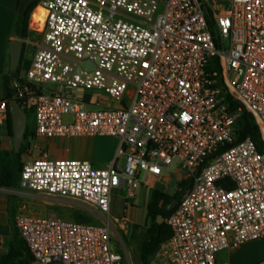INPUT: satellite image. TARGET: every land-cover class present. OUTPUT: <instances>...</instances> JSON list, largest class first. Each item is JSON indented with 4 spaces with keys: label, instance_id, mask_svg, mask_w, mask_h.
<instances>
[{
    "label": "built area",
    "instance_id": "obj_1",
    "mask_svg": "<svg viewBox=\"0 0 264 264\" xmlns=\"http://www.w3.org/2000/svg\"><path fill=\"white\" fill-rule=\"evenodd\" d=\"M39 5L41 41L13 82L14 99L33 113L39 137L114 136L119 145L106 168L47 156L24 162L20 189L79 201L99 219L17 213L31 264H127L112 241V191L125 189L133 205L142 172L161 177L176 165L191 186L165 219L171 237L144 264H232L218 253L263 238L264 154L239 139L226 99L253 116L264 139V0ZM214 58L219 69L210 72ZM78 89L102 91L116 105L92 106L72 96Z\"/></svg>",
    "mask_w": 264,
    "mask_h": 264
},
{
    "label": "crops",
    "instance_id": "obj_2",
    "mask_svg": "<svg viewBox=\"0 0 264 264\" xmlns=\"http://www.w3.org/2000/svg\"><path fill=\"white\" fill-rule=\"evenodd\" d=\"M17 4L18 0H0V102L7 99L5 83L6 78L11 73L10 42L13 40L23 41L25 54L28 43L26 38L23 39L16 34L18 23ZM29 29L35 31L31 26V23L29 24ZM36 33L41 39L39 33ZM94 91L97 90L78 89L72 90L70 93L72 96L75 94L77 99L84 100L92 106L116 105L113 100L104 101L98 97L95 98L92 95ZM78 96H81V98H78ZM82 96L88 97V99H85ZM27 113L28 112H26V115ZM31 114V122H29L27 117L28 129L30 132V136L26 142L27 145H29V153H31L29 158L47 156L50 159L84 160L90 162L96 168H106L116 161L119 145V139L117 137L100 135L54 138L39 137L35 133L34 115L32 112ZM7 120L8 111H0V176L2 154L4 152H12L14 145L13 135L9 132ZM29 158H26L25 156L24 162ZM117 162L121 166L123 164V159L120 158ZM170 169L165 170L161 177L145 173V178L155 183V185L149 187V199L146 206L147 210L153 190L164 192L165 187L168 186L169 176L165 172ZM182 180H185L184 174L179 177V184ZM141 181V185L143 186L144 182L142 179ZM140 190L141 189H139V193ZM114 191L122 193L126 205L125 189H115ZM137 197L138 195L136 196V200ZM47 204L48 203L44 200L43 195L20 189L19 184L17 187H4L0 185V260L1 257L11 249L13 239L15 237L21 238L14 223V217L17 213L24 212L39 218H61L57 210L54 208H48ZM69 219L72 221L71 218ZM115 220L117 223L120 221L118 218H115ZM119 226L122 229L124 228V224H120ZM114 248L119 251L115 246Z\"/></svg>",
    "mask_w": 264,
    "mask_h": 264
},
{
    "label": "rangeland",
    "instance_id": "obj_3",
    "mask_svg": "<svg viewBox=\"0 0 264 264\" xmlns=\"http://www.w3.org/2000/svg\"><path fill=\"white\" fill-rule=\"evenodd\" d=\"M38 14V10H35L32 18H30V23L33 28L36 27L33 23L35 18L39 16ZM31 32V35L26 38L28 42L25 54L27 62L41 40L35 31L31 30ZM92 95L104 101L112 100L108 94L102 91H94ZM73 96L77 98L75 94ZM78 98H81V96H78ZM83 98L88 99V97ZM27 117L29 122H31V112L27 113ZM69 119L67 117L65 120L68 121ZM30 155L31 153L28 151L25 156L29 158ZM165 173L168 174L169 181L164 192L170 197H174L180 190L179 177L184 174V171L176 165ZM141 179L144 184L139 187L141 189L140 193L139 189L136 191V196L138 195V197L137 200L135 198L133 205H125L121 192L113 190L111 194L109 218L114 223L112 241L113 245L125 254L127 264H144L141 259V249L144 242L149 238L148 229L153 223L147 217L146 206L149 199V187H152L155 183L145 178L144 172L141 173ZM43 198L48 203V208L56 209L63 220L70 221L69 218H71L74 222L92 224L99 222V219L96 217L97 212L79 201L47 196H43ZM115 218L120 220L119 223L115 222ZM120 224H124L123 229L120 228ZM218 258L222 261H230L232 264H264V237L245 242L233 250H222L218 253Z\"/></svg>",
    "mask_w": 264,
    "mask_h": 264
},
{
    "label": "trees",
    "instance_id": "obj_4",
    "mask_svg": "<svg viewBox=\"0 0 264 264\" xmlns=\"http://www.w3.org/2000/svg\"><path fill=\"white\" fill-rule=\"evenodd\" d=\"M41 0H18V23L16 28L17 36L25 39L31 35L29 29L31 14L34 9L39 5ZM30 62L26 61L25 49L23 50L19 66L6 78L5 88L7 99L11 101L14 99L13 82L19 77L21 71L28 67ZM219 69V60L214 58L208 71ZM229 110L238 114L236 129L239 133V139L250 137L257 145L258 150L264 154V139L262 137L260 128L253 116L242 109L240 104L233 99L231 95H227L226 99ZM20 102V101H18ZM8 111V128L11 135H13L11 115ZM30 136L29 129L25 131L24 143L21 146L19 153L4 152L1 157V176L0 185L4 187H17L19 184L20 173L24 164V157L29 151L27 139ZM191 186L188 180H182L180 183V190L174 197H170L167 193L159 190H153L152 197L147 210V217L152 220V226L148 229V240L144 242L141 249V259L145 263L149 257L158 249L159 245L169 239L172 235L171 230L166 225L165 221L161 224L158 223V218L166 219L174 209L167 210V206L173 199L180 200L183 193ZM182 191V193H180ZM32 255L24 242L19 237H15L12 242L11 249L8 253L3 255L0 264H31Z\"/></svg>",
    "mask_w": 264,
    "mask_h": 264
},
{
    "label": "water",
    "instance_id": "obj_5",
    "mask_svg": "<svg viewBox=\"0 0 264 264\" xmlns=\"http://www.w3.org/2000/svg\"><path fill=\"white\" fill-rule=\"evenodd\" d=\"M24 50V42L20 40H13L10 42V71L14 72L18 66ZM13 94L16 93V89H13ZM9 113L12 120L13 128V152L19 153L22 144L24 143V134L28 128L27 115L22 109L20 103L16 99H12L8 104ZM177 199H173L167 206V210H172L178 204ZM165 221L164 218L159 217L158 223L161 224Z\"/></svg>",
    "mask_w": 264,
    "mask_h": 264
},
{
    "label": "bare ground",
    "instance_id": "obj_6",
    "mask_svg": "<svg viewBox=\"0 0 264 264\" xmlns=\"http://www.w3.org/2000/svg\"><path fill=\"white\" fill-rule=\"evenodd\" d=\"M35 10H38V15L39 16H37V18H35V20H34V23L36 22V23H40V24H42L43 23V21H44V19H45V15H46V10H45V8L44 7H42L41 5H38L35 9H34V11ZM34 11H33V13H34ZM33 13H32V15H33ZM32 18V17H31ZM33 23V22H32ZM33 23V24H34Z\"/></svg>",
    "mask_w": 264,
    "mask_h": 264
}]
</instances>
